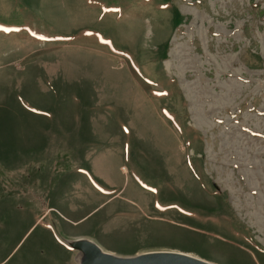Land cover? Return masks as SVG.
<instances>
[{
    "label": "rangeland",
    "instance_id": "374dc122",
    "mask_svg": "<svg viewBox=\"0 0 264 264\" xmlns=\"http://www.w3.org/2000/svg\"><path fill=\"white\" fill-rule=\"evenodd\" d=\"M89 237L264 264V0H0V264Z\"/></svg>",
    "mask_w": 264,
    "mask_h": 264
},
{
    "label": "water",
    "instance_id": "95a60500",
    "mask_svg": "<svg viewBox=\"0 0 264 264\" xmlns=\"http://www.w3.org/2000/svg\"><path fill=\"white\" fill-rule=\"evenodd\" d=\"M71 246L83 253L82 264H216L186 252L158 250L132 256L105 251L95 241L78 238Z\"/></svg>",
    "mask_w": 264,
    "mask_h": 264
},
{
    "label": "crops",
    "instance_id": "0c3cea01",
    "mask_svg": "<svg viewBox=\"0 0 264 264\" xmlns=\"http://www.w3.org/2000/svg\"><path fill=\"white\" fill-rule=\"evenodd\" d=\"M18 51V49L16 48V50L15 49H11L10 51H5L4 52V54H15L16 52ZM23 57V56H22ZM31 175H28V177H30ZM49 176H51V175H49ZM31 178V177H30ZM56 180V178L55 177H53L52 178V181H55ZM49 234H50V232H46L45 230H41L40 231V233H39V235L42 237V239H43V241L45 242V243H50V242H48L47 240H45V238H43V237H46L47 238V236H49ZM69 237H71V236H69ZM89 239H90V237H89ZM93 238H91V240H92ZM49 240V239H48ZM94 241V240H93ZM54 242V241H53ZM96 242V241H95ZM65 245H66V243L65 242H63ZM96 243H98V242H96ZM36 254L34 255V257H32V259H31V264H33V262H34V259L36 258V257H38V255L40 254V252H39V249H37L36 251ZM111 252H113V251H111ZM63 254V253H62ZM41 255V254H40ZM61 255V254H60ZM42 256V255H41ZM43 257V256H42ZM53 261H55V260H53ZM52 261V262H53ZM70 261H68V263H69ZM45 263V262H44ZM65 263V262H64ZM23 264H27V263H23ZM66 264V263H65Z\"/></svg>",
    "mask_w": 264,
    "mask_h": 264
}]
</instances>
